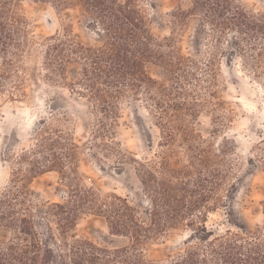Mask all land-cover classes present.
Instances as JSON below:
<instances>
[{
  "label": "trees",
  "instance_id": "16d2710c",
  "mask_svg": "<svg viewBox=\"0 0 264 264\" xmlns=\"http://www.w3.org/2000/svg\"><path fill=\"white\" fill-rule=\"evenodd\" d=\"M24 0H0V98L27 95L32 50ZM57 10L81 8L99 44L57 31L41 42V64L48 82L65 84L84 98L98 118L92 129L95 147H111L122 99L143 101L160 130L158 152L135 159L145 203L134 204L112 192L82 186V146L52 118H42L33 144L12 156L10 181L0 195V264H264V219L254 229L216 232L207 227L221 206L234 212L236 153L229 139L219 143L196 128L202 111L216 114L225 126L226 102L220 94L218 57H240L257 78H264V12L247 10L239 0H190L168 12L171 35L159 38L139 0H34ZM197 22V55L185 54L179 36ZM158 69L162 83L151 70ZM183 155L184 160L181 159ZM122 156L120 159H123ZM176 161V164L173 162ZM252 163L264 173V138ZM57 172L69 196L39 210L34 180ZM264 214V196L260 201ZM104 218L111 235L129 243L110 247L78 238L79 216ZM188 229L186 247L168 260H155L145 247L173 230Z\"/></svg>",
  "mask_w": 264,
  "mask_h": 264
},
{
  "label": "rangeland",
  "instance_id": "374dc122",
  "mask_svg": "<svg viewBox=\"0 0 264 264\" xmlns=\"http://www.w3.org/2000/svg\"><path fill=\"white\" fill-rule=\"evenodd\" d=\"M249 11L264 12V0H239ZM141 7L152 18L153 31L159 38L171 35L168 12L179 3L185 8L190 0H139ZM30 24L32 50L26 58L29 67L27 95L18 100L8 96L0 98V195L10 181L12 156L28 149L34 141V130L42 118H52L61 128L71 132L82 146L78 182L95 187L103 194L112 192L127 197L132 203H145V195L136 172L135 159L144 161L158 152L160 130L143 101L128 96L120 103L114 139L108 138L111 147L92 145V129L98 118L89 103L72 92L65 84L48 82L42 68L41 42L57 31L70 30L79 41L99 44L102 38L89 27L88 15L79 7L57 10L54 6L34 0H24L21 6ZM197 22L193 21L178 38L183 53L197 55L195 40ZM220 94L226 105L222 115L225 126L216 129L211 108L202 111L196 128L205 137L219 143L229 139L236 147L232 160L237 170L236 194L232 204L234 212L221 206L210 213L207 227L216 232L238 229V222L246 229L263 223L260 201L264 196V173L260 163L254 165L255 147L264 138V78L254 76L240 57H218ZM151 73L162 83L167 79L153 68ZM123 159H120L121 157ZM181 159L184 160L183 155ZM176 164V161L173 162ZM39 200V210L50 203L63 202L69 196L67 181L57 172L37 177L33 184ZM146 204V203H145ZM78 238L89 239L110 247L129 243L127 238L110 234L104 218L89 213L79 216L75 229ZM188 229H176L169 236L149 243L145 254L155 260H168L186 245Z\"/></svg>",
  "mask_w": 264,
  "mask_h": 264
}]
</instances>
